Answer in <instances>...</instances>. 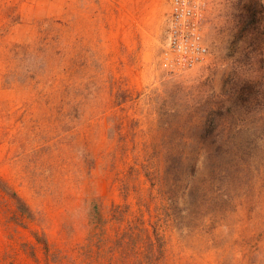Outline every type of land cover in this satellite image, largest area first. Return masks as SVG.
<instances>
[{
    "label": "rangeland",
    "instance_id": "obj_1",
    "mask_svg": "<svg viewBox=\"0 0 264 264\" xmlns=\"http://www.w3.org/2000/svg\"><path fill=\"white\" fill-rule=\"evenodd\" d=\"M168 13L0 0V178L34 213L0 191V264H264L261 149L227 206L215 161H188L179 181L165 170L171 149L210 145L201 107L234 69L264 90V0H206L208 55L178 72L163 62Z\"/></svg>",
    "mask_w": 264,
    "mask_h": 264
},
{
    "label": "trees",
    "instance_id": "obj_2",
    "mask_svg": "<svg viewBox=\"0 0 264 264\" xmlns=\"http://www.w3.org/2000/svg\"><path fill=\"white\" fill-rule=\"evenodd\" d=\"M244 13L243 29H250L256 23L255 4L247 5ZM257 82L241 80L234 69L216 105L210 106L207 101L202 105L201 129L195 137L203 144L210 141V145L171 149L166 153L165 170L173 180L179 181L187 162L196 161L202 155L203 161H215L221 182L229 184L228 193L219 195L223 206L231 205L233 198L239 196L238 192L247 185L246 170L252 161H259L257 150L261 149L264 154V90L258 89ZM247 132L249 136L244 138ZM0 191L13 202L18 213L29 220L34 219L29 205L1 178Z\"/></svg>",
    "mask_w": 264,
    "mask_h": 264
},
{
    "label": "built area",
    "instance_id": "obj_3",
    "mask_svg": "<svg viewBox=\"0 0 264 264\" xmlns=\"http://www.w3.org/2000/svg\"><path fill=\"white\" fill-rule=\"evenodd\" d=\"M163 62L173 71H183L206 60L203 40L206 0H168Z\"/></svg>",
    "mask_w": 264,
    "mask_h": 264
}]
</instances>
